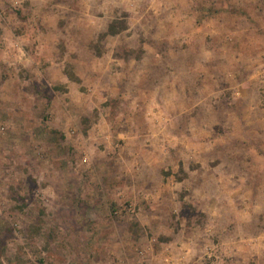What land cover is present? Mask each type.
<instances>
[{"label":"rangeland","instance_id":"374dc122","mask_svg":"<svg viewBox=\"0 0 264 264\" xmlns=\"http://www.w3.org/2000/svg\"><path fill=\"white\" fill-rule=\"evenodd\" d=\"M214 9L0 0V264H264V58Z\"/></svg>","mask_w":264,"mask_h":264},{"label":"crops","instance_id":"0c3cea01","mask_svg":"<svg viewBox=\"0 0 264 264\" xmlns=\"http://www.w3.org/2000/svg\"><path fill=\"white\" fill-rule=\"evenodd\" d=\"M214 6L216 4L217 12L213 11L216 19L222 16V18H228V24H231L233 30L241 34V43L250 41L252 46L248 45V48L258 50L259 57L264 58V0H212ZM225 6L226 9H224ZM236 13H232V12ZM220 13V14H219ZM237 24L234 22L235 17ZM235 24L237 26H235ZM208 28V27H207ZM218 28L217 21L212 22L209 30L211 33H215ZM180 36L189 33L186 27H182V31H176ZM262 65V63H260ZM264 76V70L262 71Z\"/></svg>","mask_w":264,"mask_h":264},{"label":"trees","instance_id":"16d2710c","mask_svg":"<svg viewBox=\"0 0 264 264\" xmlns=\"http://www.w3.org/2000/svg\"><path fill=\"white\" fill-rule=\"evenodd\" d=\"M113 27H114L113 24H111V25L109 26L108 33H110V34H116V33L118 32V31H115V30L113 29Z\"/></svg>","mask_w":264,"mask_h":264}]
</instances>
